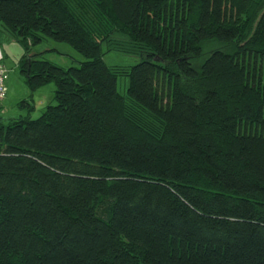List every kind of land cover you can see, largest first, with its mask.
<instances>
[{"label": "trees", "instance_id": "1", "mask_svg": "<svg viewBox=\"0 0 264 264\" xmlns=\"http://www.w3.org/2000/svg\"><path fill=\"white\" fill-rule=\"evenodd\" d=\"M0 26L55 84L0 122V264H264V0H0Z\"/></svg>", "mask_w": 264, "mask_h": 264}, {"label": "rangeland", "instance_id": "2", "mask_svg": "<svg viewBox=\"0 0 264 264\" xmlns=\"http://www.w3.org/2000/svg\"><path fill=\"white\" fill-rule=\"evenodd\" d=\"M1 28V26H0ZM0 31V49L3 54L2 63L7 69L6 92L0 102V122L8 123L13 118L29 116L39 117L48 105L55 104L53 81L47 82L35 89L26 83V77L19 70V62L25 50L23 45L7 32ZM106 41L102 43V58L108 66H118L129 69L140 59L139 54H128L116 50H107ZM207 49V48H206ZM32 53L36 58L53 62L63 68L77 66L87 58L65 41H55L44 38L39 43L32 45ZM129 76L118 75L116 89L122 94H127Z\"/></svg>", "mask_w": 264, "mask_h": 264}, {"label": "built area", "instance_id": "3", "mask_svg": "<svg viewBox=\"0 0 264 264\" xmlns=\"http://www.w3.org/2000/svg\"><path fill=\"white\" fill-rule=\"evenodd\" d=\"M3 54L0 49V102L5 95L6 92V80H7V69L2 63Z\"/></svg>", "mask_w": 264, "mask_h": 264}]
</instances>
